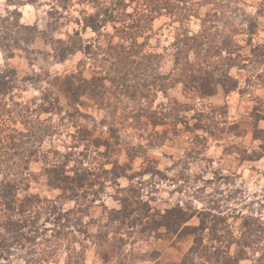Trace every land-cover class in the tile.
Returning a JSON list of instances; mask_svg holds the SVG:
<instances>
[{
  "label": "rangeland",
  "instance_id": "1",
  "mask_svg": "<svg viewBox=\"0 0 264 264\" xmlns=\"http://www.w3.org/2000/svg\"><path fill=\"white\" fill-rule=\"evenodd\" d=\"M108 1L27 3L19 22L37 25L28 32L37 40L13 53L0 47V69H16L18 86L0 104L13 109L7 122L25 132L34 150L14 155L21 164L28 158L15 204L32 194L45 210L36 219L39 230L30 232L34 244L15 245L9 264L41 254L49 259L40 264H222L213 252L229 260L240 255L233 264H264V0H177L175 13L141 20L138 45H125L124 52L135 50L129 66L116 62L109 41L114 25L139 21L127 15L133 6L97 31L83 19ZM53 2L62 18L52 15ZM14 8L0 0V22L16 23L4 21ZM186 35L203 52L211 49L212 64L226 63L228 92L216 83L213 95H203L181 82L176 59H196L194 49L176 44ZM70 36L83 48L62 59L56 40ZM73 75L81 91L75 98L64 91ZM62 161L71 176L88 177L78 195L48 180L50 163ZM134 191L136 211L150 218L124 208ZM178 206L191 218L176 233L154 227L155 216L162 223ZM36 213L29 208L21 217ZM0 233L9 236L5 228Z\"/></svg>",
  "mask_w": 264,
  "mask_h": 264
},
{
  "label": "trees",
  "instance_id": "2",
  "mask_svg": "<svg viewBox=\"0 0 264 264\" xmlns=\"http://www.w3.org/2000/svg\"><path fill=\"white\" fill-rule=\"evenodd\" d=\"M37 1L39 0H7L8 5H14L15 8L12 11L8 12V17H6L4 21L16 20V23L0 22V47L2 49L9 50L13 53V50L16 47L22 46L21 44L24 43L26 45L31 41L35 42L37 40V33H33L34 35L28 34L30 29L34 26L32 31L35 30L37 25H33L31 27L30 25H21V23L19 22L22 15L19 8L27 3H33ZM58 1L61 0H56V2ZM90 1H93L95 3L101 2V0ZM169 1L170 0H110L108 2L102 3L100 8V10L102 9V12L87 15L83 19L86 23V26L91 27L94 31H97L101 29V27L106 25V23H108L109 21H114V19L115 21L118 20L116 15H118L120 8H123L125 6H133L134 11L132 13H127V15L133 16L134 19L139 16V21H134V25L132 26L126 22L120 23L119 26L114 25V28H116V35L112 36V39L109 41V44H112V46H110V49L113 50V56H118L116 58V62L118 64H120V62L125 63L129 66L127 62L136 60V57H133L135 56V50L134 47H131V49H133V53H130V51L124 52L126 48L125 45L128 43L134 46L138 45V36L136 34H139L142 31L140 28L142 19L150 22L155 18L157 14H160L164 10L175 13L176 11H178V9H180L181 6L179 5L177 0V4L169 3ZM51 11L53 16L57 15L58 18L63 17V13L58 9L54 2L51 5ZM45 32L47 35H49L50 38L53 39V29H50V31L46 29ZM115 38H117L118 41L116 43H113ZM71 39L74 38L70 36L69 40H56L57 43L62 44V46L60 47L61 50L59 51L60 57L62 59H65L70 53L82 50L83 48L82 43L79 44L78 41H74ZM186 39L188 40L187 42H184L183 39H177L176 44L177 46H181L180 43L185 44L184 46H187L185 48L188 51L194 49L196 59L194 61H191L189 57H186V59H181L180 57L176 59L177 63L179 64L181 82L184 84V86L186 88L197 90L203 95H213L216 90L215 84L217 83L223 85L226 92H228L229 88H226V86L229 85V79L231 80V75L226 70V63L222 66H215L211 63L209 57L211 49L208 50L209 53L203 52V49L199 48L201 44H199V41L196 40V37L186 35ZM102 44L103 43L99 40V44L96 45V47H98L101 51H103ZM183 49V46L181 48L179 47L180 54L183 52ZM227 52L231 53L233 51ZM214 54L218 55V50H216ZM199 59H201V62L199 61ZM129 68L131 69V67ZM133 73H135L134 69L133 71H131V74ZM74 80H77L76 76L73 75L69 77L66 80L64 86V91L69 97L70 94L73 97L81 94L80 87L77 86L76 88L75 84L73 85ZM17 87L16 69H8L7 71L0 69V96H7L11 94V92H14ZM8 106V103L4 106L0 104V152L2 151L4 156V160L0 164L4 165L3 169L6 173V178H3L0 181V200H2L1 205L5 208L0 209V221H3L0 223V227L5 228L9 232L8 237H5L2 233H0V264H9L10 258L13 255V248L15 245H21L23 243L34 244L36 236L30 232H36L39 230L37 227L36 219L39 218L42 210L43 212H45V210L39 206L40 199H38L36 195H28L26 197V204L24 200L20 201L18 205L15 204V202L19 200V197L14 189L15 187L16 189L20 187V180L18 179H21V177L23 176V170H20V167H23L22 164H28V158L21 164L15 161L14 155L18 156L24 154L26 151L32 154L34 150H32L31 147H28L30 139L28 140L27 138H25V132L23 133V131L18 130L7 122L5 116H10V114L14 112L13 109L9 108ZM2 133L4 136L2 135ZM28 135L30 136L31 133ZM30 146L33 145L31 144ZM10 150H12L13 153H10ZM50 165L51 169L49 168L50 174L48 175L49 182L55 187H61L63 190L70 189L75 193V195H78L79 187L85 182V180L88 179V177L86 175L71 176L68 173L65 161L59 163H50ZM10 175L12 176V178H9ZM138 203L139 197L135 194L134 191L130 198L124 199L123 206L126 210H129V213L136 212L141 218H150V216L147 215L146 212L143 214L144 211L142 210L136 211V206H138ZM25 207L27 208L25 209ZM29 208L37 211L35 217L31 218L32 215H27V218L23 219L21 216H23ZM15 209H18V211L16 212ZM48 210L50 209L48 208ZM188 215L189 213L186 212L182 206H178L166 211L165 215L163 216L164 221L162 223H158L156 221L157 217L155 215L151 216L153 218L155 216V221L153 223L155 228H157L158 225H161L169 229L171 233H176L181 225L185 224L191 218V216ZM28 227L29 230L26 231ZM199 227L200 229L207 228V226H205L204 224V221L203 226ZM184 229L186 230V227H184ZM195 229L199 228H194L192 230L196 231ZM204 246L207 250L213 248V245ZM50 254L51 253H49V255ZM213 255L218 260H221L223 258L222 264H233V262H239L242 259L240 255L232 258L231 260L227 259V256H224L223 254L222 257H220L217 253L213 252ZM77 256L81 257L80 254H77ZM47 259H49V256L48 258H45L44 255L41 254L36 257H32L29 260H26V264H40L41 261H45ZM76 262L78 264H81L80 259ZM68 263L72 264L71 261H69Z\"/></svg>",
  "mask_w": 264,
  "mask_h": 264
}]
</instances>
